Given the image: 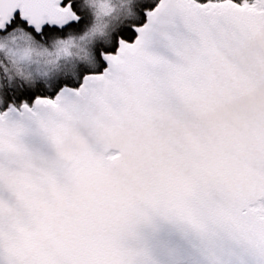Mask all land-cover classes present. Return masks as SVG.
Here are the masks:
<instances>
[{
	"label": "snow or ice",
	"instance_id": "6c2138e0",
	"mask_svg": "<svg viewBox=\"0 0 264 264\" xmlns=\"http://www.w3.org/2000/svg\"><path fill=\"white\" fill-rule=\"evenodd\" d=\"M87 23L83 0H0V48ZM7 68L0 264H264V0H138L50 89Z\"/></svg>",
	"mask_w": 264,
	"mask_h": 264
},
{
	"label": "rangeland",
	"instance_id": "374dc122",
	"mask_svg": "<svg viewBox=\"0 0 264 264\" xmlns=\"http://www.w3.org/2000/svg\"><path fill=\"white\" fill-rule=\"evenodd\" d=\"M137 3L138 0H97L93 6L102 23L89 26L78 37L67 34V38L46 44L25 37L16 42V52L9 51L11 44L0 48L10 68L7 71L25 84L36 87L44 83L50 85L49 89L57 78L75 76L82 66L90 65L97 45L107 46L112 35L135 18Z\"/></svg>",
	"mask_w": 264,
	"mask_h": 264
},
{
	"label": "water",
	"instance_id": "95a60500",
	"mask_svg": "<svg viewBox=\"0 0 264 264\" xmlns=\"http://www.w3.org/2000/svg\"><path fill=\"white\" fill-rule=\"evenodd\" d=\"M169 238L170 237L167 232H162L160 235V240H167ZM45 243L53 246H65L71 243V237L61 225L51 223L47 229V238Z\"/></svg>",
	"mask_w": 264,
	"mask_h": 264
},
{
	"label": "trees",
	"instance_id": "16d2710c",
	"mask_svg": "<svg viewBox=\"0 0 264 264\" xmlns=\"http://www.w3.org/2000/svg\"><path fill=\"white\" fill-rule=\"evenodd\" d=\"M96 1L97 0H83L84 8L86 9V11L88 13V23L79 31H77L75 29H70L69 32L65 33L62 38L78 37L81 34L85 33L88 30L89 26L92 27L95 24L99 25L100 23H102V22H100L101 18L99 17L98 13L94 10V6L93 5L96 3ZM93 13H94L95 16L93 15ZM131 21L132 20L129 19L125 26H127ZM67 34H68V36L65 37V35H67ZM62 38L58 37L57 39H62ZM48 42H51V41H48ZM48 42H46V43H48ZM46 43H44V44H46ZM67 76H71V75H67Z\"/></svg>",
	"mask_w": 264,
	"mask_h": 264
}]
</instances>
